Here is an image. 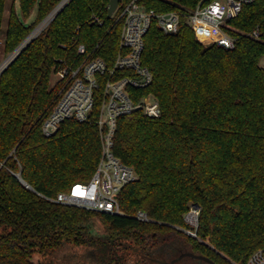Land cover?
I'll use <instances>...</instances> for the list:
<instances>
[{
  "label": "trees",
  "instance_id": "trees-1",
  "mask_svg": "<svg viewBox=\"0 0 264 264\" xmlns=\"http://www.w3.org/2000/svg\"><path fill=\"white\" fill-rule=\"evenodd\" d=\"M16 1L7 19V52L60 0H19L25 19L37 9L31 23L19 16ZM109 1L70 0L0 74V264H74L78 257L93 264H159L153 258L187 250L216 264H246L264 247V0L246 4L231 20L233 49L202 43L190 27L169 34L153 25L146 34L142 60L153 82L139 94H153L162 115L137 112L118 120L114 152L138 174L119 193L124 214L44 197L90 180L101 157L95 121L101 91L93 120L68 119L51 136L42 124L60 89L51 84L52 72L83 61L79 44L109 65L117 56L122 21L108 16ZM145 1L171 10L199 0ZM6 7L0 0V31ZM256 29L259 37L252 35ZM192 204L200 207L197 236L181 229H195L185 221ZM138 210L151 220L137 219ZM96 220L102 235L92 231Z\"/></svg>",
  "mask_w": 264,
  "mask_h": 264
},
{
  "label": "built area",
  "instance_id": "built-area-1",
  "mask_svg": "<svg viewBox=\"0 0 264 264\" xmlns=\"http://www.w3.org/2000/svg\"><path fill=\"white\" fill-rule=\"evenodd\" d=\"M254 1L199 0L193 7L181 6L177 9L160 10L150 8L145 0H131L125 5H121L120 0L114 14L122 21V30L119 50L113 63L109 65L102 57L87 55L86 46L79 44L78 53L86 56L79 65L64 64L56 70L59 78L54 86L58 85L60 89L42 124L44 135L51 136L68 119L80 122L93 120L98 91H101V106L95 119L102 143L100 160L90 180L76 182L70 189L60 191L54 197H44L66 205L124 214L119 202V193L126 184L135 181L138 174L134 167L122 161L114 152L118 120L137 112L150 118L162 115L161 104L153 94H139L141 89L153 82V73L142 60L146 34L153 25L169 34L190 27L202 43L216 42L233 49L236 46V38L232 34L235 29L231 20L240 14L246 4ZM69 2L70 0H60L46 18L33 28L18 47L1 62L0 74ZM94 21L102 22L97 16ZM252 35L259 37V30H254ZM262 63L264 65V57ZM18 175L20 176L19 173ZM25 184L32 188L28 183ZM199 214L200 207L192 204L185 214V221L197 227ZM134 216L142 221L151 220L144 210H138ZM190 231L196 234L194 230ZM246 264H264V247L254 251Z\"/></svg>",
  "mask_w": 264,
  "mask_h": 264
},
{
  "label": "rangeland",
  "instance_id": "rangeland-1",
  "mask_svg": "<svg viewBox=\"0 0 264 264\" xmlns=\"http://www.w3.org/2000/svg\"><path fill=\"white\" fill-rule=\"evenodd\" d=\"M12 2H13V0H7V7H6V12H5V19H4V25H3V30H1L0 31V64H1V62L3 61V60H5L14 50H12V51H10V52H7L6 51V49H5V38H6V26H7V19H8V15H9V12H10V8H11V4H12ZM16 7H17V10H18V13H19V16L23 19V20H25L27 23H31L34 19H35V17H36V8L33 10V12H32V14H31V16L28 18V19H25L24 18V16L22 15V12H21V9H20V3H19V0H17L16 1ZM48 15V14H47ZM46 15V16H47ZM46 16L44 17V18H46ZM43 18V19H44ZM55 18V17H54ZM53 18V19H54ZM42 19V20H43ZM52 19V20H53ZM41 20V21H42ZM51 20V21H52ZM40 21V22H41ZM50 21V22H51ZM40 22H38L36 25H35V27L40 23ZM49 22V23H50ZM48 23V24H49ZM48 26V25H47ZM46 26V27H47ZM34 27V28H35ZM45 27V28H46ZM44 28V29H45ZM43 29V30H44ZM42 30V31H43ZM261 64H263L262 63V61H261ZM58 78H59V75L58 74H56V71H53L52 72V75H51V84H52V86L58 81ZM57 86L58 85H56L55 87L57 88ZM198 227V226H197ZM197 227H195V229H194V232H196V229H197ZM92 231H93V233H95V234H99V235H102L103 233H104V229H103V225L99 222V221H94V223H93V226H92ZM196 234H197V232H196ZM194 236V235H193ZM207 241L210 243V241L207 239ZM83 251L84 250H81V252L83 253ZM91 255H92V253H91ZM173 259V258H172ZM167 260H171V259H167ZM74 264H93V261H91L90 259H84V258H76L75 260H74ZM159 264H164V263H159ZM173 264H205L204 262H201V261H199V260H195V259H193V258H191V257H184V258H182L181 260H179V261H177V262H175V263H173ZM237 264V263H236Z\"/></svg>",
  "mask_w": 264,
  "mask_h": 264
},
{
  "label": "water",
  "instance_id": "water-1",
  "mask_svg": "<svg viewBox=\"0 0 264 264\" xmlns=\"http://www.w3.org/2000/svg\"><path fill=\"white\" fill-rule=\"evenodd\" d=\"M119 3H120V0H110V1H109V3H108V16H109V17H112V16L114 15V13H115V11H116V9H117ZM16 175H17L22 181H24V180L22 179V177H20L18 174H16ZM24 182L27 183L26 181H24ZM195 206H196V207H199L198 204H195ZM181 229H183L184 231H186L187 233H189V234H191V235L196 236V234H193V233H192L190 230H188V229H184V228H181ZM201 241H203L204 243L210 245V243H209L208 241H206V240L201 239ZM210 246H211V245H210ZM222 255L225 256L223 253H222ZM184 257H191V258H193V259H197V260H199V261H201V262H204V263H206V264H216V262H215L212 258H210V257H208V256H206V255H204V254L195 253V252H193V251H189V250H187V251H182L178 256L174 257V258L171 259V260H167V259H159V258H153V260L156 261V262H158V263L173 264V263H175V262L181 260V259L184 258ZM225 257H227V256H225ZM233 263L236 264L235 262H233Z\"/></svg>",
  "mask_w": 264,
  "mask_h": 264
},
{
  "label": "flooded vegetation",
  "instance_id": "flooded-vegetation-1",
  "mask_svg": "<svg viewBox=\"0 0 264 264\" xmlns=\"http://www.w3.org/2000/svg\"><path fill=\"white\" fill-rule=\"evenodd\" d=\"M206 264V263H205Z\"/></svg>",
  "mask_w": 264,
  "mask_h": 264
}]
</instances>
